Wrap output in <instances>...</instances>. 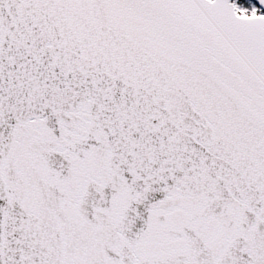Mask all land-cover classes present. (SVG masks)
I'll use <instances>...</instances> for the list:
<instances>
[{"label": "snow or ice", "instance_id": "obj_1", "mask_svg": "<svg viewBox=\"0 0 264 264\" xmlns=\"http://www.w3.org/2000/svg\"><path fill=\"white\" fill-rule=\"evenodd\" d=\"M0 264H264V0H0Z\"/></svg>", "mask_w": 264, "mask_h": 264}]
</instances>
